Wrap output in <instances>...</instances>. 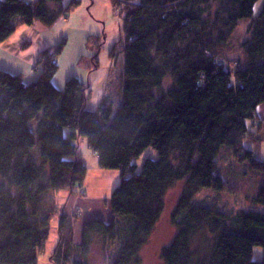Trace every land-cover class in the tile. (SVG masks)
<instances>
[{"label": "trees", "instance_id": "trees-1", "mask_svg": "<svg viewBox=\"0 0 264 264\" xmlns=\"http://www.w3.org/2000/svg\"><path fill=\"white\" fill-rule=\"evenodd\" d=\"M258 2L120 0L126 47L117 111L108 98L88 110L89 87L77 78L63 91L55 87L60 51L41 52V75L30 85L21 75L0 73V264H39L55 218L54 264H90L95 236L122 242L112 264H142L166 196L179 182L184 189L171 217L177 234L162 264H264V161L244 145L264 104V4L255 16ZM79 5L0 0V44L36 21L52 27ZM243 21L242 55H227ZM81 138L100 169L120 171L121 183L110 202L113 222L87 221L76 244L77 215L60 213L54 195H84ZM149 148L159 158L138 172L134 161ZM224 152L262 176L250 200L255 209L232 215L197 199L203 189L230 191L220 165Z\"/></svg>", "mask_w": 264, "mask_h": 264}, {"label": "rangeland", "instance_id": "rangeland-1", "mask_svg": "<svg viewBox=\"0 0 264 264\" xmlns=\"http://www.w3.org/2000/svg\"><path fill=\"white\" fill-rule=\"evenodd\" d=\"M80 5L73 9L67 18H61L54 26L46 27L40 21L32 26H23L9 39L0 44V73L6 72L21 75L23 82L30 85L41 75V65L38 60L41 52H58L59 70L53 84L63 91L67 81L79 79L89 87L87 109L97 110L102 101L108 98L117 111L122 102V89L125 71L126 36L122 7H118L120 0H79ZM70 0H65V5ZM264 0H259L255 6V16L262 10ZM121 13V14H120ZM248 22L243 21L235 31L231 49L227 55L239 53L240 42L247 40L246 27ZM241 55L242 52L240 51ZM97 66V67H96ZM171 82L167 81L166 86ZM70 131L66 132L68 136ZM261 144L245 142V148L255 152V155L264 161V149ZM226 152V150H223ZM225 152L220 157L221 170L224 181L229 187L227 192H214L210 189L201 190L197 199L204 206L214 207L224 213L235 214L239 210H251V198L256 194V181L262 176L249 169L247 163H238ZM79 158L88 165V172L83 183L84 196L82 203L76 208L81 216L76 218L77 228L83 227L88 220H95L111 212L110 202L113 191L121 183L119 170H102L98 159H95L89 149L86 138L79 140ZM158 154L153 148L147 149L134 164L138 172L147 159L158 160ZM230 159V160H229ZM229 174H226L227 169ZM184 182H179L172 188L165 199L166 208L161 221L158 223L148 244L141 252L142 264H162L161 253L171 245L177 229L171 223L172 214L182 195ZM66 193L58 192L54 195L55 205L60 213L66 210L62 198ZM68 198L66 200V205ZM264 211V208H259ZM80 221V222H78ZM199 236L194 242V248L201 244ZM94 246L90 254V264H112L119 255L122 242L106 241L101 236L94 237ZM59 241L57 220L52 222V231L45 251L39 256V264H52V257ZM104 242V243H103ZM103 243V244H102ZM263 250L255 248L254 260L262 259ZM54 264V263H53Z\"/></svg>", "mask_w": 264, "mask_h": 264}, {"label": "crops", "instance_id": "crops-1", "mask_svg": "<svg viewBox=\"0 0 264 264\" xmlns=\"http://www.w3.org/2000/svg\"><path fill=\"white\" fill-rule=\"evenodd\" d=\"M252 131L255 132V134L252 135L246 142L255 143V144L264 143V104L260 105L258 107V109H257V113H256V116H255V120L253 122ZM262 148L264 149V144L262 145ZM93 155H94L95 159H98V157L94 153H93ZM78 156H79V149H78ZM87 167H88V165H87ZM83 193H84V190H83ZM83 196L84 195H69L68 193H66L64 196H62V198H63V200L65 202L64 206H66V210L64 211L65 214H67L69 216H72V217L75 216V215H77V218L79 216H81V213L80 212H77L76 211V208L79 206V204L82 203L83 200H81V199L83 198ZM67 198H68V203L66 205ZM85 203L86 202H83L82 204H85ZM95 220H103L104 222H106V223L109 224V223L113 222L114 216H113V214L111 212H108L107 211V213L104 214V216H102V217L100 216V217H98ZM75 221L73 222L74 242L76 244H78V243H80L81 238H82V229H83V227L80 226L79 228H77L78 227L77 225L79 223H76ZM78 222H80V221H78ZM260 254H261V252H260Z\"/></svg>", "mask_w": 264, "mask_h": 264}]
</instances>
